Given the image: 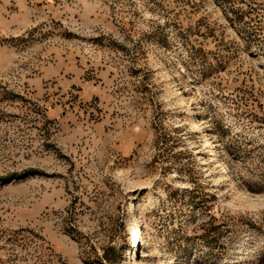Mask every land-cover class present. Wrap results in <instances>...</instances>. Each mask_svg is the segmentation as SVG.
Instances as JSON below:
<instances>
[{"label": "rangeland", "instance_id": "1", "mask_svg": "<svg viewBox=\"0 0 264 264\" xmlns=\"http://www.w3.org/2000/svg\"><path fill=\"white\" fill-rule=\"evenodd\" d=\"M0 264H264V0H0Z\"/></svg>", "mask_w": 264, "mask_h": 264}, {"label": "bare ground", "instance_id": "2", "mask_svg": "<svg viewBox=\"0 0 264 264\" xmlns=\"http://www.w3.org/2000/svg\"><path fill=\"white\" fill-rule=\"evenodd\" d=\"M212 145H214V144H212ZM212 145H211V146H212ZM214 154H215V152L212 153V151H210V152L208 153V155L211 156V159H213ZM225 173H226V172H225L224 170H221L220 175H219V177H218L217 180L221 179ZM215 190H216V189H215ZM213 194H214V193H213ZM214 195H215V194H214ZM130 210H131L132 212H134L133 208H130ZM132 221L134 222V225H133L134 227L132 228V229H134V232H133V234L131 235L130 241L133 243L134 246H136V250H134L133 252H131L130 255H135L136 253H137V254L139 253V252H138V249L140 248V245H141V236H142V234H141V229L139 228V224L136 222V216H134V217L132 218ZM134 248H135V247H134Z\"/></svg>", "mask_w": 264, "mask_h": 264}]
</instances>
